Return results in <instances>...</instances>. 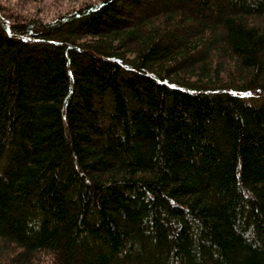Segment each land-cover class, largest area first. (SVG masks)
Masks as SVG:
<instances>
[{
	"label": "trees",
	"instance_id": "trees-1",
	"mask_svg": "<svg viewBox=\"0 0 264 264\" xmlns=\"http://www.w3.org/2000/svg\"><path fill=\"white\" fill-rule=\"evenodd\" d=\"M0 1V264H264V0Z\"/></svg>",
	"mask_w": 264,
	"mask_h": 264
},
{
	"label": "rangeland",
	"instance_id": "rangeland-1",
	"mask_svg": "<svg viewBox=\"0 0 264 264\" xmlns=\"http://www.w3.org/2000/svg\"><path fill=\"white\" fill-rule=\"evenodd\" d=\"M3 9L11 18L16 19V15L29 14L38 15L48 20L56 15L78 7L85 3L97 2L98 0H0Z\"/></svg>",
	"mask_w": 264,
	"mask_h": 264
}]
</instances>
